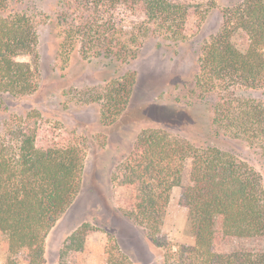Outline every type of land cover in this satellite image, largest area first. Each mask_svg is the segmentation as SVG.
<instances>
[{
  "label": "trees",
  "instance_id": "obj_1",
  "mask_svg": "<svg viewBox=\"0 0 264 264\" xmlns=\"http://www.w3.org/2000/svg\"><path fill=\"white\" fill-rule=\"evenodd\" d=\"M55 5L58 55L64 61L75 48L88 60H134L143 32L177 45L186 40L194 14L188 0H56ZM120 7L144 17L138 32L125 33L124 39L115 33ZM37 18L20 0H0V109L5 101L26 99L36 91V75L25 58L35 56ZM134 83L130 73L107 85L102 122L110 123L125 109ZM193 83L196 100L218 96L209 117L210 136L240 141L264 164V97L233 95L235 90L264 94V0H242L222 13L219 30L197 60ZM36 119L32 111L22 113L8 118L0 130V241L7 264L19 257L26 264H43L46 236L73 202L83 172L79 145L55 140ZM187 159L189 184L181 201L194 243L176 251L168 243L161 245V264H264L262 177L217 145H193L164 131H145L125 166L132 183L136 178L141 187L123 215L157 242L161 215ZM89 230L83 224L66 238L57 264H86ZM104 264L131 263L125 256L110 255Z\"/></svg>",
  "mask_w": 264,
  "mask_h": 264
},
{
  "label": "rangeland",
  "instance_id": "obj_2",
  "mask_svg": "<svg viewBox=\"0 0 264 264\" xmlns=\"http://www.w3.org/2000/svg\"><path fill=\"white\" fill-rule=\"evenodd\" d=\"M20 1L38 14L35 56L25 58L36 75L37 87L26 99L5 101L4 109H0V130L7 126L8 118L32 111L37 115V124L51 130L55 140L75 143L83 153L78 191L46 236L43 264H57L66 238L83 224L90 229L83 254L86 264H104L110 255L125 256L131 264H161V245L168 243L173 251L193 246L181 201L189 184V159L183 164L180 184L170 191L157 242L151 240L143 226L123 215L141 187L136 178L132 183L125 166L145 131H164L176 141L193 145H217L252 166L261 175L264 187V164L251 149L238 140L217 141L210 136L209 117L217 94L200 102L193 91L203 46L219 30L222 13L242 0H188L194 14L187 24L186 40L176 45L155 33L143 32L135 47V59L123 62L100 57L84 59L77 48L66 61L62 60L58 55L60 30L54 22L56 0ZM116 19L115 33L123 39L125 33L136 34L144 21L141 14L123 7L117 10ZM130 73L135 83L127 106L110 123L102 122L104 90L111 81ZM233 95L264 97L258 91L243 90H235ZM7 256L0 241V264H7ZM15 264L26 263L19 257Z\"/></svg>",
  "mask_w": 264,
  "mask_h": 264
}]
</instances>
